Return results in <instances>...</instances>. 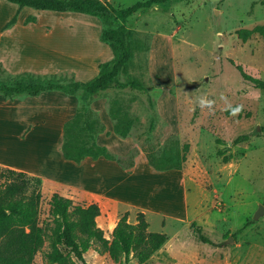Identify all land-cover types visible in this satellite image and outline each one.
I'll return each mask as SVG.
<instances>
[{
    "label": "rangeland",
    "instance_id": "rangeland-1",
    "mask_svg": "<svg viewBox=\"0 0 264 264\" xmlns=\"http://www.w3.org/2000/svg\"><path fill=\"white\" fill-rule=\"evenodd\" d=\"M138 1L144 0L111 3L124 8ZM38 12L43 22L58 28L59 62L52 71L34 74L89 81L100 63L113 58L100 36L122 21L106 24L79 12ZM124 25L133 32L136 48L132 65L118 79H136L145 89L111 87L92 96L52 90L48 100L70 110L87 108L110 131L108 148L124 165L141 156L139 167L152 169L140 182L149 190L146 204L163 211L167 225L164 229L162 213L150 211L147 219L150 230L166 232L170 242L142 264H264V213L256 217L264 205V88L244 75L264 80V34L252 31L264 25V0H167L134 13ZM245 30L252 32L244 39ZM12 76L0 67V80ZM200 98L214 101L211 109L201 107ZM237 106H242L237 115L228 113ZM111 107H122L135 119L127 137L114 132ZM185 143L190 149L182 170L154 169L143 150L158 154ZM50 146L54 150L56 144ZM219 148L233 159L224 162ZM6 177L0 170V184ZM48 188L44 191L42 182L41 224L51 219ZM199 228L212 243L199 237ZM105 235L112 238L110 232ZM95 247L84 254L87 264H141L132 254L114 261ZM49 248L46 241L33 264H50Z\"/></svg>",
    "mask_w": 264,
    "mask_h": 264
},
{
    "label": "trees",
    "instance_id": "trees-1",
    "mask_svg": "<svg viewBox=\"0 0 264 264\" xmlns=\"http://www.w3.org/2000/svg\"><path fill=\"white\" fill-rule=\"evenodd\" d=\"M20 7L31 6L40 10L72 11L100 17L106 24L122 21L116 27H106L102 30L101 40L108 43L113 52V58L99 64L98 74L89 81H66L62 75L43 76L34 73L15 74L7 80H0V93L6 98H14L20 94L36 96L45 91L60 90L69 95L83 91L86 95H98L102 91L115 87H134L145 89L143 83L131 79L129 83L120 82L121 71H128L133 63L134 50L133 32L124 23L134 13L147 10L153 5L167 0L138 1L129 7L117 8L108 0H8ZM182 1V0H181ZM32 16L26 22L34 21ZM16 21L14 16L8 25ZM252 31L264 34V25L256 26ZM252 31L245 30V39ZM0 67L2 68L1 64ZM241 69V67H239ZM242 70V69H241ZM258 87L264 88V80L244 73ZM91 111L78 107L75 115L64 123L61 150L66 159L81 162L86 157L98 159L105 157L115 160L124 168H131L135 162L124 165L121 157H117L106 145L97 141V135L105 132L104 124L90 116ZM231 113V110H228ZM110 114L116 120L114 132L121 137H127L135 123L122 107H111ZM153 128V126H152ZM190 144L183 148L167 147L157 154L153 149H143L149 164L156 170L183 168L187 159ZM218 155L224 162L233 159V154H226L224 149H218ZM6 173V181L0 184V264H33L36 254L49 241V250L45 257L50 264H87L84 254L96 244L95 250L101 254L108 253L114 261L132 256L139 263L150 261L168 239L165 232L151 231L150 222L143 211L137 213V221L128 220L129 212H125L118 220L112 232V238L98 225L97 217L100 207L97 203H75L70 197L57 192L49 200L50 220L40 223L42 202V179L25 171L11 168H1ZM195 225V221L192 226ZM199 237L207 243L212 241L198 230ZM154 264H164L155 262Z\"/></svg>",
    "mask_w": 264,
    "mask_h": 264
},
{
    "label": "crops",
    "instance_id": "crops-1",
    "mask_svg": "<svg viewBox=\"0 0 264 264\" xmlns=\"http://www.w3.org/2000/svg\"><path fill=\"white\" fill-rule=\"evenodd\" d=\"M38 11L42 10L0 0V64L13 75L49 72L59 62L58 28L47 20L43 22ZM14 16L16 21L8 25ZM29 16L35 20L26 22ZM52 92L36 96L20 94L14 98L0 95V167L40 177L44 191L49 187V195L57 192L75 203H97L98 225L111 235L125 212H129L128 220L133 223L139 211L145 212L146 218L150 211L162 213L165 229L164 212L146 204L150 201L149 190L140 178L152 169L146 164L139 167L141 156L129 169L105 157H86L79 163L64 157L63 126L76 111L48 100ZM107 137V134L98 136V143L107 147L108 143L113 144V139L106 140ZM51 143L56 144L54 150ZM47 158L50 160L43 162ZM169 242L168 236L162 249Z\"/></svg>",
    "mask_w": 264,
    "mask_h": 264
},
{
    "label": "clouds",
    "instance_id": "clouds-1",
    "mask_svg": "<svg viewBox=\"0 0 264 264\" xmlns=\"http://www.w3.org/2000/svg\"><path fill=\"white\" fill-rule=\"evenodd\" d=\"M214 101L208 100L207 98H200L199 104L201 107H208L211 109ZM242 110V106H237L236 108L231 109V114L233 116L237 115Z\"/></svg>",
    "mask_w": 264,
    "mask_h": 264
},
{
    "label": "water",
    "instance_id": "water-1",
    "mask_svg": "<svg viewBox=\"0 0 264 264\" xmlns=\"http://www.w3.org/2000/svg\"><path fill=\"white\" fill-rule=\"evenodd\" d=\"M263 213H264V205H260V207L256 213V217L260 216Z\"/></svg>",
    "mask_w": 264,
    "mask_h": 264
},
{
    "label": "bare ground",
    "instance_id": "bare-ground-1",
    "mask_svg": "<svg viewBox=\"0 0 264 264\" xmlns=\"http://www.w3.org/2000/svg\"><path fill=\"white\" fill-rule=\"evenodd\" d=\"M46 160H47V161H46ZM49 160H50V159H48V158H47V159H45L43 162H45V163H46V162H48Z\"/></svg>",
    "mask_w": 264,
    "mask_h": 264
}]
</instances>
